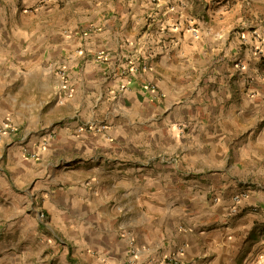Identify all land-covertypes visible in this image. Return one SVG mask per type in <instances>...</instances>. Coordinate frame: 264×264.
<instances>
[{"label":"crops","instance_id":"0c3cea01","mask_svg":"<svg viewBox=\"0 0 264 264\" xmlns=\"http://www.w3.org/2000/svg\"><path fill=\"white\" fill-rule=\"evenodd\" d=\"M6 123L0 264H264V0H0Z\"/></svg>","mask_w":264,"mask_h":264},{"label":"built area","instance_id":"2783aa9c","mask_svg":"<svg viewBox=\"0 0 264 264\" xmlns=\"http://www.w3.org/2000/svg\"><path fill=\"white\" fill-rule=\"evenodd\" d=\"M192 34L196 36L197 35V31L196 30H193L192 31ZM148 39L149 40H152L151 37H148ZM151 54H153V53H151ZM137 68H138L137 66L133 65L132 70H136ZM142 68L143 69H146L147 66L146 65H142ZM57 73H58L59 78H60L61 88L65 89V87H66V83H65L66 82V73H65V71L63 69L57 70ZM61 102H62V100H60V103ZM104 128H105V126H103V125H97L95 123H88L86 125V129H88V130H99L100 131V130H103ZM81 130L82 129L80 128L78 131H81ZM7 133H9V134H14L15 133L16 134L17 133L16 127H14L12 124H9V123H6L3 126H1L0 127V138L3 135L7 134ZM49 136H52V134H50ZM24 151L27 152L26 149H24ZM239 198L240 197L237 195V196H234L232 200L234 202H236V201L239 200ZM232 211L235 212L234 209Z\"/></svg>","mask_w":264,"mask_h":264}]
</instances>
